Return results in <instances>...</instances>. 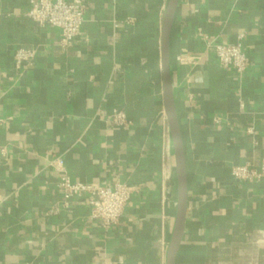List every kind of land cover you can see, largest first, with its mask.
<instances>
[{
    "label": "crops",
    "instance_id": "0c3cea01",
    "mask_svg": "<svg viewBox=\"0 0 264 264\" xmlns=\"http://www.w3.org/2000/svg\"><path fill=\"white\" fill-rule=\"evenodd\" d=\"M82 1L80 36L62 49L57 28L25 16L28 0H0V264H166L176 208L160 67L168 0ZM207 43L240 44L247 69H221ZM19 48L34 52L30 65L14 62ZM169 70L187 171L174 263L264 264V179L230 175L264 157V0H178ZM114 109L129 128L107 120ZM57 158L72 181L133 188L116 226L90 220L82 198L63 206Z\"/></svg>",
    "mask_w": 264,
    "mask_h": 264
},
{
    "label": "built area",
    "instance_id": "2783aa9c",
    "mask_svg": "<svg viewBox=\"0 0 264 264\" xmlns=\"http://www.w3.org/2000/svg\"><path fill=\"white\" fill-rule=\"evenodd\" d=\"M87 14V7L82 0H28L25 16L39 26L49 25L57 28L60 33L58 45L67 49L80 36V29ZM218 66L223 70H230L242 74L249 65L247 54L240 44L222 45L210 44ZM34 59V52L19 48L14 52L13 60L18 65H30ZM187 60L179 59L180 64ZM107 120L115 126L129 128L132 122L124 112L114 109ZM251 132V131H249ZM55 166L60 171L56 184L57 193L63 206L74 198H82L89 208L90 220L103 229L116 226L122 216L124 207L130 199L133 188L123 183H115L112 187L101 186L96 182L72 181L63 170V161L55 160ZM230 175L238 182H259L264 179V157L259 169L248 165H239L231 168Z\"/></svg>",
    "mask_w": 264,
    "mask_h": 264
},
{
    "label": "water",
    "instance_id": "95a60500",
    "mask_svg": "<svg viewBox=\"0 0 264 264\" xmlns=\"http://www.w3.org/2000/svg\"><path fill=\"white\" fill-rule=\"evenodd\" d=\"M178 0H168L161 24L160 67L164 114L171 141L175 168L176 208L172 232L166 249V264H175V256L184 232L187 208V171L185 152L182 144L179 123L175 111L172 84L169 70V36Z\"/></svg>",
    "mask_w": 264,
    "mask_h": 264
}]
</instances>
